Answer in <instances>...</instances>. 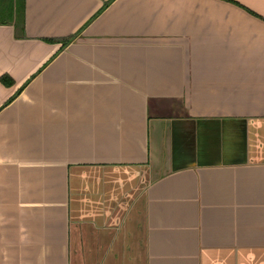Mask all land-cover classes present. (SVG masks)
<instances>
[{"label": "crops", "instance_id": "1", "mask_svg": "<svg viewBox=\"0 0 264 264\" xmlns=\"http://www.w3.org/2000/svg\"><path fill=\"white\" fill-rule=\"evenodd\" d=\"M232 1L0 18V264H264V0Z\"/></svg>", "mask_w": 264, "mask_h": 264}, {"label": "trees", "instance_id": "2", "mask_svg": "<svg viewBox=\"0 0 264 264\" xmlns=\"http://www.w3.org/2000/svg\"><path fill=\"white\" fill-rule=\"evenodd\" d=\"M231 2H234L232 0H229ZM12 7L10 6L9 9L7 10L1 9L0 10V18L9 16V21L13 22L16 31L18 32L19 36H23V24H24V5H23V0H13L12 1ZM235 3V2H234ZM6 13V14H5ZM8 20H1L0 23L7 22ZM73 36H70L65 39V42L71 39ZM0 82L3 83L4 85H10L12 83V79L8 75H1L0 76Z\"/></svg>", "mask_w": 264, "mask_h": 264}, {"label": "rangeland", "instance_id": "3", "mask_svg": "<svg viewBox=\"0 0 264 264\" xmlns=\"http://www.w3.org/2000/svg\"><path fill=\"white\" fill-rule=\"evenodd\" d=\"M13 8V7H12ZM2 18V17H1Z\"/></svg>", "mask_w": 264, "mask_h": 264}]
</instances>
